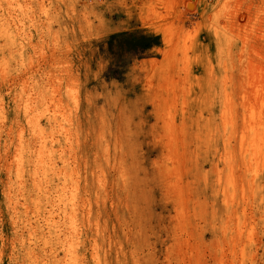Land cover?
Returning <instances> with one entry per match:
<instances>
[{"label": "rangeland", "instance_id": "rangeland-1", "mask_svg": "<svg viewBox=\"0 0 264 264\" xmlns=\"http://www.w3.org/2000/svg\"><path fill=\"white\" fill-rule=\"evenodd\" d=\"M228 1L229 4H227ZM224 2H226L225 5H223ZM191 3L194 4L193 7L190 6ZM11 8L13 24L16 25L17 23L19 28L16 33L17 43H23L25 50H21L14 56V69L10 72L11 76L7 78V81L10 80L8 82V84L10 83L8 87H10L7 90H4L1 84L2 76L0 75V95L5 97L4 102L10 103V106H8L9 111L5 110L9 112L8 122L12 121L13 125H15L14 127L26 126V123L29 122L27 125L29 130H27V127L24 128H27L28 133H31L30 129L32 127H29V124L30 119H33V117L26 114H31L35 108L37 114L41 115L39 116V121L43 129L42 132L48 137L50 136V139L53 136L52 138L58 140L59 142H55V147L60 148L63 144L70 143L67 139L71 141L79 135L77 133L78 129L76 130V118L72 116L75 113L76 117H78L79 113L76 109H73L74 103L72 102L74 100L72 97L76 96V94L78 95V93L85 95V93H81V86H85L88 89L86 91L87 98L94 95V91H96L95 108L100 116L102 115V108L107 109L108 114L105 118L111 120L112 134L119 127L124 126L125 138L129 140V146L132 148L133 160L137 165L138 174L146 185L145 191L148 193L147 200L152 215V224L155 229L151 237L155 245L157 264H178V262H180L179 264H239L238 251L240 241H244L247 227L243 228L241 240H236V242H233V239L229 236L224 235L220 229L218 231L220 241H218L212 236V230L205 227L204 222L198 216H196L197 218L195 217L194 210L188 205L186 211L190 209L186 212L185 223L176 216V209L173 207L175 206L176 196L173 188L176 187L177 183L178 186H183L185 183L183 181L187 179L186 169L194 161L203 164L206 171L214 167L213 170L216 171L220 169V165L222 175L226 171L222 162L216 165L217 158L215 162L213 158L210 159L211 151L202 160L198 157L195 158L194 155L191 157L187 156L186 147L182 141V133L180 132L182 130L181 124H183V114L180 109L183 103L182 98L183 100L186 98L187 88L192 82H195L197 83L195 91L198 98L194 112L197 117L194 119L195 122L202 123L203 115L210 118L213 116L214 121L212 124L215 121L221 123V118L218 116L221 115L220 101L217 99V102L212 106L209 99L211 100L212 98L210 89L214 90V86L218 89L224 83L222 77H220L223 75V69L214 63V69L211 70L210 66L205 62V58L210 55L213 61L216 62L218 50L223 47L224 42L222 35L217 43L211 41L209 33L211 27L221 32L233 31L232 59L227 80L233 98L241 102L244 100L243 95L249 99L252 97L251 101L254 100L253 95H255V100L264 97V86L257 81V79H260L259 75H261L262 80L259 81L264 82V72L258 71L256 78H254L253 74L250 73L251 71H248V68L250 70L249 66H251V58L256 59L258 67H263L262 65H264V0H20L19 5H17L15 0H12ZM229 8L232 10L230 13ZM223 11H225L224 14ZM21 20L25 23L24 25L20 24ZM217 21L219 22L217 23ZM251 23L254 25H251ZM243 27L245 29L251 28L248 37L252 43H255L254 51H252L253 46H248L245 49L243 40L238 36V33L244 31ZM186 43L189 44L187 45ZM185 46L187 52L184 48ZM182 51L185 52V55ZM186 54L189 57L188 60ZM29 60L30 63L28 64ZM187 62L190 65L192 72L190 75L193 78L186 73ZM259 72L261 73L259 74ZM247 74L250 75L248 76ZM249 79L254 81H250L251 86L253 83L259 84L257 85V88L260 86L259 92L258 89L255 90V84L252 86L254 87L253 93L250 92L251 89L249 88L251 86L247 85ZM20 83L22 84L19 86ZM41 85L45 88L41 87ZM206 88H208V91ZM17 89L21 90V94L20 92L18 93L19 90L17 91ZM219 91L221 90L219 89ZM15 93L22 95V99L28 101V103L25 101V106L28 107L26 104H29L30 108L28 107V109L30 111L27 107H24L23 100V103L19 101V105L23 104L24 114L21 107L20 109L18 108L19 105L15 107ZM248 93H251V96ZM201 96L203 98H200ZM1 102L3 100L1 101L0 99V121L1 119L3 120L2 116L6 115L1 108ZM256 102H259V100ZM37 104L39 105L38 109L36 107ZM168 104L174 105L173 117H169L168 112L171 111V108ZM43 110L46 111L43 112ZM34 113L36 114V111L32 114ZM66 114L68 115L66 116ZM69 116L72 117H70L72 122L68 121L69 118L67 117ZM73 118L75 119L74 123ZM170 120L173 121L171 123H173L174 127L170 125ZM72 124L76 125V127ZM61 126H66V129ZM67 129L72 131L68 134ZM61 130L69 136H66ZM208 131L210 130L207 127L202 129L203 133ZM73 132H76L77 135ZM30 133L29 135L32 136ZM175 136L176 138H174ZM169 141L172 142L171 146ZM114 142L115 138H111L110 175L104 181V190L107 192V205L111 217L115 204L114 199L119 194L115 186L117 169L115 168L116 158L113 155ZM219 143L220 150L218 153L222 154L223 143L222 141ZM3 144L1 139L0 241L8 237L6 227L9 221V212L2 189L3 181L8 175L6 167L12 161L11 153H8L9 156L5 155ZM173 147H175L177 155L173 152ZM177 159L178 162H176ZM7 160H10V163ZM171 166L174 167L173 170L177 168L175 173H173ZM99 169L97 168V176L103 180L104 176ZM177 170L179 171L177 172ZM163 172L170 177L168 178L169 180H164L167 175H162L161 173ZM176 175L179 177V181L181 179V183L178 182ZM174 178H177V180ZM166 181H170V185ZM224 181L226 182V180ZM171 186L173 187L171 188ZM169 190L173 192L171 193ZM167 195L174 196L172 198V196L168 197ZM188 195L192 196L190 193ZM250 206L249 203H245L246 214L249 217L255 213ZM220 214H224L222 209ZM256 215H262V212H258ZM189 218L191 223L188 221ZM233 220L235 223L236 218L234 216ZM258 220L257 234L255 233L257 246L255 256L260 263V261H263L264 221L259 218ZM234 232H236V228ZM182 235L185 236L183 237ZM195 238L196 243L194 241ZM165 244L167 246H164ZM207 245L209 246L207 247L208 249L206 248ZM221 246H225L222 248L223 250ZM232 247H235V251L234 249L233 251L231 250ZM167 250L171 252L172 260L168 257L170 253ZM209 250H212L213 253ZM220 253L221 258L219 256ZM213 256H216V261ZM219 258L220 260H218ZM229 260L230 262H228Z\"/></svg>", "mask_w": 264, "mask_h": 264}, {"label": "bare ground", "instance_id": "bare-ground-1", "mask_svg": "<svg viewBox=\"0 0 264 264\" xmlns=\"http://www.w3.org/2000/svg\"><path fill=\"white\" fill-rule=\"evenodd\" d=\"M11 1L12 0H0V75L2 76L1 84L4 90L10 87H8V85H10V83L8 84L10 80L7 81V78L11 76L10 72L14 69L13 60L15 59V54L19 53L21 50H25V45L23 43H17L18 39L16 33L19 28L17 27L16 21V25L13 24ZM15 1L17 5H19L20 0ZM225 3L226 2H224L223 5H225ZM227 4H229V1ZM190 6L193 7L194 4L191 3ZM224 8L226 7L224 6ZM231 11L232 10H230L229 13ZM224 12L225 11H223V14ZM218 22L219 21H217V23ZM21 23L22 25L25 24L22 20L20 24ZM251 25L254 24L251 23ZM243 29L244 31L238 33V36L243 40L242 42L244 43L245 49H247L248 46H253L252 51H254L255 43H252L248 37L251 28L245 29L243 27ZM209 31L212 42L217 43L221 35L224 42L223 47L221 49L218 48L216 62L213 61L210 55L205 58V62L210 66L209 68H211V70L214 69V63H216L219 68L223 69V75L220 77H222L224 83L219 86L218 89L215 88V86L214 90L210 89L212 98L211 100L209 99L210 105L212 106L217 102V99H219L221 115L218 116L221 118V123L215 121L212 124L214 121L212 118L213 116L210 118L203 115L202 123L195 122L194 119L197 117L194 115V112L198 102L195 91L197 83L192 82L186 90V98L184 100L182 98L183 103L180 110L183 114V124H181L182 130L180 132L182 133V141L186 147L185 151L187 156L191 157L194 155L195 158L198 157L202 160V158H206V155L208 153L210 154L211 151V158H209H213L214 162L217 158L216 165L222 162L226 171L224 175H222V171L220 170L221 165L220 169L216 171L213 170L215 167L206 171L203 164L194 161L191 166L186 169L187 179L183 181V183L185 182L183 186H178L177 183L176 187L173 188L176 196L175 206L173 207L176 209V216H178L180 221H184L183 223H185L186 212L190 209L186 211V207L187 205L191 207L192 210H194L195 217L198 216V218L204 222V226L212 230V236L218 241H220L218 237V231L220 229L223 231L224 235L229 236L233 239V242H236V240H241L242 231H244L243 228L247 227L245 239L244 241H240L238 251L240 258L239 264H264V250L263 253L261 252L263 257L262 262L260 261L259 263L255 256L257 253L255 233L258 227V218L264 221V97L255 100V95H253L254 100L251 101L250 99L252 97L249 99L247 96L243 95L244 98L241 97L246 101L242 100L241 102L233 98L231 89L228 85L229 83L227 82L228 71L232 59L233 31L221 32L213 27H211ZM189 39L191 38L189 37ZM186 44L188 45L189 43ZM184 48L186 50V46ZM184 53L185 52H183V54ZM186 56L188 57L187 54ZM188 59L189 57L187 60ZM22 62L24 63V61ZM250 62L251 66H249L250 70L248 68V71H251L250 73L253 74L254 78H256L258 71L264 72V65H262L263 67H258L256 65V59L251 58ZM29 63L30 60L28 64ZM189 66L187 62L186 73L188 76H191L190 73L192 72ZM257 68L262 69L258 70ZM260 73L261 72H259V74ZM259 77L260 79H257L258 83L260 82V85L264 86V82L262 83V81H259L262 80L261 75H259ZM191 78L193 77L191 76ZM253 80L251 81V79H249L248 81L250 83V81L254 82ZM37 81H39V79H37ZM34 83L36 84V82ZM39 83L41 82L39 81ZM249 83L247 85L251 86V83ZM258 83L257 85H259ZM21 84L22 83H20L19 86ZM254 84L256 85V83H253L252 86H254ZM257 85L255 86V90L258 89L259 92L260 86L257 88ZM252 86L249 88L251 89L250 92H252L254 88ZM41 87L44 86L41 85ZM206 89L208 91V88ZM219 89L221 91L223 90V92L219 91ZM18 90L19 89H17V91ZM86 91H88V89L85 86H81V93H85V95L78 93V95L76 94V96L72 97L74 100L72 102L74 103L73 109H76L79 113L78 117H76L75 113L72 115L76 118V130L78 129L77 133L79 135L73 132L77 137L74 135L76 138H71V141L67 139L70 143L65 141L68 144H63L61 147L59 146L60 148L55 147V142H59L58 140L52 138L53 136L50 139V136L48 137L42 132L43 129L39 121V116L41 115L39 113V115L37 114L35 108L36 114H32L35 112L32 109L31 114H26L25 112L26 115L33 117V119H30L29 124V127H32L30 129L31 133L29 132L32 136H30L27 131L29 130L27 126L29 122L26 123V126L22 125L20 127H14L15 125H13L12 121L8 122L10 117L8 115V106H10V103L4 102L5 97L0 95L1 101L3 100V102H1V108L6 114L2 116L3 120L1 119L0 121V140H3L4 144L2 146L5 155L9 156L10 153L12 155L11 164L6 167L8 175L3 181L4 185L2 189L6 207L9 212V221L6 227V231L8 230V237L0 241V264H157L154 249L155 245L151 237L155 229L152 224V215L147 200L148 193L145 191L146 185L138 174L137 165L134 163L133 151L129 146V140L125 138V128L124 126L119 127V129L112 134L111 120L105 118L108 114L107 109L102 108V115L100 116L95 108L96 91H94V95L89 96V98H87L88 95ZM19 92L21 94V90H19L18 93ZM204 92L206 93V91ZM20 94H16L14 101L15 107L19 105L20 101V103L24 102L23 104L26 108L25 101L27 100H23ZM202 96L200 98L204 97ZM257 100H259V102H256ZM22 105H19L18 108L20 109L21 107L22 109ZM26 105L29 107V104ZM41 105L43 104L41 103ZM38 106L37 104V109ZM170 108L171 111H169L168 114L169 117H173L174 105H170ZM22 110L24 114V109ZM45 111L43 110V112ZM67 115L68 114H66V116ZM70 117L71 116L67 117L69 118L68 121H71L70 119L72 117ZM74 121L75 119L73 123ZM171 122L173 121L170 120V125L174 127ZM220 124L223 126L221 127ZM76 125L73 126L76 127ZM24 127L28 129L26 128V130ZM61 127L66 129V126ZM204 127H207L210 131L203 133L202 129ZM63 130L61 131L64 132ZM67 130L68 134L72 131H69V129ZM64 134L69 136L65 132ZM111 138H115L113 147V155L116 158L115 168L117 169L115 186L119 193L114 199L115 204L112 217L107 205V192L104 190V181H106L107 177L110 175ZM174 138H176V136ZM221 141L223 143V152L219 154V142ZM171 143L172 142L169 141L170 146ZM193 146L195 149H193ZM174 148L175 147H173V149ZM173 152H176L175 149ZM193 152L195 153L193 154ZM178 159L176 162H178ZM9 161L7 160L8 163H10ZM97 168H100V173L104 176L103 180L97 176ZM173 168L174 167H172V170ZM175 169L173 173L176 172ZM178 171L179 170H177V172ZM161 174L167 175L164 172ZM168 178L170 177L167 175L164 180H169ZM175 180H177V178ZM224 180H226L227 183ZM180 181L178 177V182L181 183ZM166 182H168V184L171 183L170 181ZM172 187L173 186H171V188ZM187 193H190L192 196ZM169 196L173 198L174 195ZM245 203H249L251 205L250 207L255 211V213L252 212L253 215H251V217L246 214L247 210L245 208ZM221 209L224 211L223 215L220 214ZM258 212H262V215H256ZM233 216L236 218L235 223L233 222ZM188 221H190V218ZM173 228L175 227L173 226ZM235 228L236 232H234ZM195 240L196 238L194 241ZM212 244L214 245V243ZM208 245L206 248L209 247ZM164 246L167 245L165 244ZM223 247L225 246H221V249ZM233 249L235 251V247H232L231 250L233 251ZM222 250L220 251L223 252ZM169 253L168 257L171 259L172 254L171 252ZM219 256L221 258V253ZM220 258L218 260H220ZM226 259L228 258L226 257ZM196 260L198 261V259ZM216 260L215 258V261ZM228 262H230V260ZM179 263L180 262H178V264Z\"/></svg>", "mask_w": 264, "mask_h": 264}]
</instances>
